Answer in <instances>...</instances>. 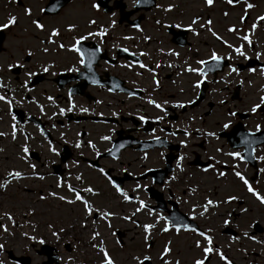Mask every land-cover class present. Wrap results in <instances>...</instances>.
Returning <instances> with one entry per match:
<instances>
[{
  "label": "flooded vegetation",
  "instance_id": "af4514ba",
  "mask_svg": "<svg viewBox=\"0 0 264 264\" xmlns=\"http://www.w3.org/2000/svg\"><path fill=\"white\" fill-rule=\"evenodd\" d=\"M47 1L33 0L38 4L34 12L23 0H16L22 9L17 14H24V9L29 8L31 15L11 14L16 18L15 25L0 29V84L4 85L0 87V96H5L11 104L9 111V103L0 101V133H4L0 138L12 142L7 147L13 152L17 150L19 165H28L31 170L30 165H35L33 196L68 205L66 200L74 199L73 193L68 194L69 186L77 191L91 187L83 186L86 181L83 184L82 179H76L84 177V171H80L82 176L77 172L71 174L74 171L69 169L71 165H80L94 171L123 200L109 183L111 175L123 176L121 190L129 197L124 199L129 217L126 221L136 216L132 223L142 227L152 224L150 234L160 236L163 232L157 228L168 223V209L174 206L180 214L175 220L191 226L179 228V233L191 240L200 232L211 237L214 251L209 253L207 263L213 258L225 264L218 250L230 264H264V204L235 175L236 171L240 172L254 191L264 197V142H257L256 137L257 132L264 131V106L255 113L251 108L239 106L245 93L252 92L259 98L264 92H259V87L247 89V78L240 76L244 70L239 68L243 56L232 59L225 54L226 49H222L224 56L218 55L227 60L225 65L219 62V67L224 66L213 73L207 71L212 66L197 64L198 60L208 61L209 55L204 58L191 55V68L206 70L203 80L197 73L185 71L181 54L201 48L203 41L196 44L193 36L198 37L201 32L195 29L197 34H193L188 30L191 23L183 25L181 21L199 0H188L189 6L182 0H153L150 10L137 12H134L135 0H69L57 12L44 14L41 9ZM93 4L97 7L93 8ZM200 4V12L209 8L204 0ZM59 16L63 19L59 20ZM195 17L198 16L193 15L191 21ZM33 19L42 23L44 30L36 29L31 23ZM135 19H139L138 27L132 24ZM6 21L7 18L1 25ZM58 21L62 23L48 25ZM69 25L73 26L71 31ZM32 26L43 36L32 34ZM146 27H149L147 31ZM53 28L59 32L52 37L55 43L42 44ZM150 29L160 34L165 32L167 37L159 39ZM101 30L104 36L88 35ZM81 36L86 39L76 47L84 54L83 65L79 62L80 55L70 50ZM61 44L63 48L59 47ZM163 44L169 48L164 49ZM45 47L46 53L42 51ZM97 48L99 52L95 51ZM28 52L32 53L31 57L26 55ZM21 63L24 67H19ZM9 64L17 66L9 69ZM140 64L146 67L141 68ZM229 65L237 69L235 74L229 73ZM45 66H50L48 72L42 71ZM27 71L36 74L28 76ZM183 75L192 79H181ZM181 80L189 85L187 89L180 86ZM198 80H201L200 88L194 87ZM216 97L219 102L213 100ZM149 100L154 103L149 104ZM155 104H160L163 111ZM60 109L65 110L62 115ZM230 112L235 115H229ZM225 123L229 124L227 129L223 127ZM185 131L188 136L184 135ZM209 132L215 135L208 136ZM105 136L109 139H101ZM117 139L124 145L118 157L104 156L94 162L96 153L106 152ZM77 141L79 148L75 146ZM89 142L95 145V150L88 146ZM50 144L55 152L49 151ZM23 147L29 149L27 156L21 151ZM231 152H240L242 158L228 155ZM62 159H66L64 164H60ZM220 172L225 175L220 176ZM69 177H74L77 185L71 184ZM47 179V187H41ZM137 184L141 187L137 188ZM49 192L55 195L48 197ZM152 192L155 200L150 197ZM59 196H64L65 201L59 200ZM229 196L236 199L225 203ZM208 200L215 206L207 205L205 211ZM137 201L146 205L139 212ZM51 218L58 226L68 219L63 208L54 211ZM225 220L229 221L227 225ZM52 233L50 236L60 241L57 237H63L66 232ZM153 238L149 237L148 243L152 244Z\"/></svg>",
  "mask_w": 264,
  "mask_h": 264
},
{
  "label": "rangeland",
  "instance_id": "374dc122",
  "mask_svg": "<svg viewBox=\"0 0 264 264\" xmlns=\"http://www.w3.org/2000/svg\"><path fill=\"white\" fill-rule=\"evenodd\" d=\"M25 5H30L32 11L35 12L36 5L33 0H23ZM130 2V0H127ZM181 1V0H180ZM187 6H189L188 0H182ZM225 2V1H224ZM220 0H214L211 6L206 5L209 8H204V12H200L201 4L195 6L193 11H189L181 22L183 25L191 23V17L197 15L199 20L196 25H192L197 32H201L198 37L193 36L195 43L203 41L201 48H193L186 54H181V60L184 62L185 67L189 68L193 66L190 62L193 57L204 58L210 56L212 52L216 54L222 53V49H225L222 45H228L232 43L234 47H241L246 56H256L260 53L259 59L264 62V22L256 20L257 16H260L264 10V0H247V3H254V7L246 9L245 0L239 4L237 8L227 7L226 4ZM16 3L9 0H0V25L11 14H17L18 11H22ZM38 9V7H37ZM262 10V11H261ZM158 11V10H157ZM67 10L65 14H67ZM261 12V13H260ZM227 13V15H225ZM248 14L245 21L241 22L240 17ZM19 17H25L22 12ZM68 16V15H63ZM63 17L59 16V20ZM206 20H210V25H205L201 28L199 25ZM54 21V20H53ZM46 22V20H44ZM49 22V20H47ZM62 22H51L48 25L61 24ZM253 23L257 24L256 28H252ZM215 32L220 40H217L208 28ZM234 27L237 31L233 32L234 36L229 35L227 28ZM149 27H146L147 31ZM150 33L153 36L164 39L167 37L165 32L158 33L156 29H150ZM35 33L38 37H42L43 33L35 30L32 26V34ZM248 35L251 40V44L243 40L242 37ZM168 40V39H167ZM38 41L35 44L38 45ZM164 49L169 46L163 44ZM222 48V49H221ZM234 51L228 52L232 54ZM234 57V54H232ZM172 57V56H171ZM173 58V57H172ZM264 67V66H263ZM182 68V67H181ZM180 68V69H181ZM183 68V69H184ZM262 68V67H261ZM260 68V69H261ZM182 69V70H183ZM260 69L254 68L255 73L243 72L240 76H245L247 79L246 87L249 91L253 88L259 87V92H264V76L260 75ZM187 75V74H186ZM228 75V74H227ZM181 79H192L189 76L183 75ZM252 81V82H250ZM184 89H187L189 85L181 80V84ZM211 90L209 91L210 94ZM219 97L213 99L217 102ZM256 103H259L257 94H244L243 100L240 102V107L245 109L252 108ZM5 145V149L3 148ZM7 145H12L10 140L0 138V150L3 148V153L0 152V184H4L3 188H0V220L4 223L3 227H0V245L2 250L12 249L14 253H26L32 258L31 264H39L43 257H40L35 248H38L40 241L43 240L46 243H50L58 247L60 252V264H101L102 254L99 252V247L103 246L109 253L110 257L114 260L115 264H139V261L144 256H149L154 264H162L161 253L165 245H168L170 252L164 257L169 264H194L196 259H203V248L205 247L204 239L196 238L191 240L186 235H173L165 234L162 236H156L151 233V229L147 234L148 237H154V242L150 248L144 239L145 233L142 226L135 225L131 220L126 221L124 217L128 216L127 208L122 203L111 188L105 184V181L99 179L98 175L78 165H71L70 170H74L71 174H81L80 171H84V177L82 176V182L86 181L83 185H91V188L97 189V195H86L85 199H88L92 204H96L94 210L97 212L107 211L111 213L108 220L97 219L94 220L92 215L85 216L83 205L80 202L74 204H59L57 200L46 198V200H37V195L33 196L32 187L34 182L30 174L32 170L28 165H19L20 159L17 154V150L13 152ZM45 155L48 157V151H45ZM24 172L21 178L12 179L8 176L9 172L16 171ZM70 183L77 185L74 177H69ZM14 183H10V181ZM48 179L41 183V187L45 186ZM52 182V181H51ZM79 185H82L78 183ZM99 189V190H98ZM48 189H45L44 193L47 194ZM52 193V192H49ZM35 197V201L33 199ZM49 197V194H48ZM72 199L69 197V200ZM80 204L79 206L77 205ZM82 207V208H81ZM64 209L67 220L58 226L53 224L52 214L56 210ZM59 213V212H58ZM57 213V214H58ZM11 217L9 219L8 217ZM55 219V218H54ZM83 225V226H82ZM110 225V226H109ZM6 229V230H5ZM122 229L125 231L123 243L120 244L116 236L113 234L114 230ZM52 230H56L59 233L66 232L65 235L58 236V239L51 237ZM62 230V231H61ZM98 232L99 236L95 240L92 239L94 233ZM4 239H1L3 238ZM31 238V239H30ZM199 241L201 247L196 246V242ZM68 243L69 247H65L63 244ZM97 247H93V245ZM0 264H15L11 262L6 255L0 256ZM206 264H221L218 259H213Z\"/></svg>",
  "mask_w": 264,
  "mask_h": 264
},
{
  "label": "snow or ice",
  "instance_id": "6c2138e0",
  "mask_svg": "<svg viewBox=\"0 0 264 264\" xmlns=\"http://www.w3.org/2000/svg\"><path fill=\"white\" fill-rule=\"evenodd\" d=\"M213 2H214V0H204V3H205L206 5H208V6H211V5L213 4ZM226 2H227L229 5H234L235 3H239L240 0H226ZM92 7H93V8H96L97 5H96V4H93ZM245 7H246V9H251V8L254 7V5L251 4V3H247V0H245ZM170 8H171V6H170L168 9H165V11H169ZM41 11H43V9H41ZM24 14H25L26 16H30V15H31V10H30L29 8H25V9H24ZM225 15H227V13H225ZM245 19H246V16H241V17H240L241 22L245 21ZM198 20H199V17H195V18H193L192 21H191V24L188 26V30H189V31H192L193 34H197V33L195 32V29L192 27V25H196L197 22H198ZM256 20L264 22V15L257 16V17H256ZM15 23H16V18L10 16V17L7 18L6 23L0 25V29H7V28H10L11 26H14ZM31 23L35 26L36 29L41 30V31L44 30V27H45V26H44L42 23H40L37 19H33V20L31 21ZM89 23H95V21H89ZM206 24H207V25H210V24H211V21H210V20H206L204 23L200 24L199 26H200L201 28H204ZM137 27H138V26H137ZM178 27H179V25H178ZM251 27L254 29V28L257 27V24H256V23H253V24L251 25ZM72 28H73L72 25H69V26H68V30H69V31H71ZM208 31L211 32L212 35H213L217 40H220V39H221V37H219L215 32H212V29H211L210 27L208 28ZM235 31H237V29H235L234 27H229V28H228V32H235ZM58 35H59L58 30L55 29V28H53V29L51 30L50 34H49V37H48L47 41H43V40H42L41 43H42V44L45 43V42L50 43V44L55 43V41L52 39V37H56V36H58ZM88 35H89V36H96V35H98V36H104V35H105V32H104L103 30H101V31H98V32H95V33L90 32ZM84 39H86V37H83V36L79 37V38L76 40V44H74V45L72 46V48L70 49L71 51L77 52V53L80 55V60H79V62H80V64H82V65L85 64V62H86V61H85V57H84L83 52H82L78 47H76V45H78V44L80 43V41H81V40H84ZM125 39H128V37H125ZM145 39H148V38L145 37ZM242 39L245 40V41H247L249 44H251V40L249 39V36H248V35H244V36L242 37ZM227 46H228L229 48H233V46H232L231 44H228ZM59 47L63 48V45L61 44V45H59ZM42 51L46 53V52H48V48L45 47V48L42 49ZM95 51H96V52H99L100 49L97 48ZM125 51H127V50L125 49ZM233 51H234L236 54H238V55H240V56H243L244 59H248V57H247V56L244 54V52L242 51L241 47H234V48H233ZM141 54L143 55V53H141ZM172 54H173V55H176V53H174V52H173ZM26 55H27L28 57H31L32 53H31V52H28V53H26ZM92 55H94V53H92ZM256 55H257V58H259L261 54H260V53H257ZM209 60H211L212 62H214V63H213V68H215V67L219 64V62H220V57H219L215 52H212L211 55H210V57H209ZM87 63H88L89 65L91 64V58H90V57H89ZM197 64H198V65H205V64H207V61H205V60H198V61H197ZM16 66H17V65L9 64V65H8V68H9V69H12V68H14V67H16ZM19 67H24L23 63L19 64ZM49 67H50V66H45V67H43L42 71H44V72H48V71H49ZM139 67H141V68H145L146 65H144V64H140ZM157 67H159V65H157ZM71 70H72V69H70V71H71ZM149 70H150V69H149ZM185 71H189V72L197 73V74L199 75V77L201 78V80H203V79L205 78V75H206V70L203 69V68L197 69V68H191V67H189V68H186ZM207 71H212V69H211V68H210V69H207ZM252 71H254V69H251V68H250V69H249V72H252ZM235 72H237V69L234 68V67H232L231 65H229V73H235ZM35 74H36V73H34V72L27 71V75H28V76H33V75H35ZM226 75H227V74H226ZM260 75L264 76V67H262V68L260 69ZM201 80H198V81L196 82V84L194 85V87H196V88H200V86H201ZM95 82H96V81L93 80V83H95ZM0 87H4V85L0 84ZM49 99H51V97H49ZM0 101H4L5 103H9V111H11V104H10V102L7 100V98H6L5 96H0ZM148 103H149V104H153L154 102H153L152 100H149ZM189 103H192V101H189ZM220 103L223 104L224 101H221ZM177 106H178V107H181V108L184 107L183 104H178ZM261 106H264V96L259 97V103H256V104H254V105L252 106V108H251V112L255 113V112L257 111V109L261 108ZM155 107H156V108H159V109H161V111H163V108L161 107L160 104H155ZM68 110L71 111L72 109L69 108ZM64 111H65L64 109H60V114L62 115V114L64 113ZM81 111H82V112H86L87 109H81ZM53 115H55V113H54ZM113 115H115V113H113ZM229 115H235V113H231V112H230ZM13 119H15V117H13ZM143 119H144V118L141 117V120H143ZM223 127H224L225 129H227V128L229 127V124H228V123H225V124L223 125ZM259 130H260V126L257 125V131H259ZM14 133H15V129H13V138H15V134H14ZM2 135H4V133H0V136H2ZM184 135H185V136H188L189 133H188L187 131H185V132H184ZM207 135H208V136H214L215 133L209 132V133H207ZM101 139H103V140H107V139H109V137L105 136V137H101ZM182 143H183V142H182ZM75 146H76L77 148H79V147L81 146V145H80V142L77 141ZM88 146H89L90 148H92L93 150H95V145L92 144L91 142H89ZM218 150H219V149H218ZM21 151L24 153L25 156H27L29 149H28L27 147H23V148L21 149ZM49 151H51V152H55V149L51 146V144L49 145ZM96 155L98 156V155H100V153L97 152ZM228 155H230V156H232V157H234V158H237V159H241V158H242L240 152H231V153H228ZM262 159H264V158H262ZM30 167L34 169V168H35V165H30ZM177 167H179V164H177ZM210 167H211V165H210ZM100 171H101V173L103 174V169H100ZM205 171H207V169H205ZM34 174H35V173H34ZM219 175H220V176H224L225 173H224V172H220ZM235 175H236L237 177H239V179H240L241 181H243V183H244L245 186L247 187V191H248L249 193H251V194L256 198V200H258L261 204H264V197H262L261 195H259L256 191H254V189L249 185L248 180L245 179V177H244L243 175H241V173L238 172V171L235 172ZM8 176H10V177H15V178H18V179H19V178H21L22 174H21L20 172H18V171H14V172H9V173H8ZM38 178H39V179H43L44 177H43V176H39ZM76 179H77V180H81V177H80V176H77ZM109 183H112L111 179H109ZM112 186L115 188V190H116L118 193H120V194L124 197L125 200H129V197H128L127 195H125V194L122 192V190H121L120 187H118V186L115 185L114 183L112 184ZM3 187H4V184H0V188H3ZM57 187H60L59 182L57 183ZM136 187H137V188H140L141 185L137 184ZM68 191L74 194V199L66 200V203H68V204L71 205V204H73V203H75V202H80V203L83 205V210H84V214H85V216H90V215H93V214H94L95 210L93 209L92 205H91L87 200H85L84 197H83L82 194H81V193L83 192V193H90V194H92V195H97V193L94 192L93 188H91V187H85V188H83L82 190L77 191V190L74 189L73 187L69 186V187H68ZM49 195L54 196L55 193H49ZM57 198H58L59 200H61V201H65V197H64V196H59V197H57ZM40 199H44V197L42 196V197H40ZM234 199H236V197L229 196L228 199H227V201H225V203H227L228 201L234 200ZM137 203L139 204V207L136 209L137 212H139L141 209H143V208L146 207V205L144 204L143 201H137ZM207 205L215 206L212 200H208V201L206 202L205 211H207ZM241 211H246V210H245V209H241ZM201 215H203V212L201 213ZM110 216H111V213H109V212H107V211L100 212V218H101L102 220H108V218H109ZM8 218L11 219L10 216H9ZM124 219L127 220V219H129V217L126 216V217H124ZM228 223H229L228 220H225V221H224V224L227 225ZM82 226H83V225H82ZM109 226H110V225H109ZM0 227H3V226L0 225ZM152 227H154L152 224H145V225H143V231H144V233L146 234L145 237H144L145 241L148 240L149 237H148L147 234L149 233V230H150ZM5 230H6V229H5ZM161 230H162V231H165V232L168 231V225H167V223L165 224L164 228L161 229ZM177 230H179V226H177ZM61 231H62V230H61ZM193 231H195V229H193ZM198 234H199L200 236L203 237V239H204V241L206 242L207 246H205V247L203 248V253H204V257H205V259H196V260L194 261V264H206V259L208 258L209 253H211V252L214 251V249H213V247H212V239H211L210 236H208L207 234H205V233H203V232H200V233H198ZM52 235H53V236H57V233H56V232H53ZM245 235L247 236L248 233H245ZM97 236H99V233H98V232H96V233L93 234L92 239L95 240ZM30 239H31V238H30ZM40 243L43 244L44 241L41 240ZM196 246H197V247H201L199 241L196 242ZM93 247H97V245L94 244ZM0 248H2V245H0ZM99 252L102 254L101 264H115L114 260L110 257L109 253L106 251V249H105L103 246H100V247H99ZM169 252H170V248L168 247V245H165L164 248H163V251H162V253H161V261H162V264H169V262H168L166 259H164V257H165ZM216 252H217L218 255H220V259L225 261V264H230V262L227 261L226 258H225L222 254H220L218 250H216ZM144 261H150V257H149V256H144V257H143V261H139V264H144Z\"/></svg>",
  "mask_w": 264,
  "mask_h": 264
},
{
  "label": "water",
  "instance_id": "95a60500",
  "mask_svg": "<svg viewBox=\"0 0 264 264\" xmlns=\"http://www.w3.org/2000/svg\"><path fill=\"white\" fill-rule=\"evenodd\" d=\"M54 0H51L50 3H52ZM142 1V0H139ZM49 7V6H48ZM47 7V9H48ZM47 12H54V11H47ZM42 254L46 255L48 258L47 260L43 261L41 264H52V262H57V256L56 255H52L51 249L48 248L47 250H44L46 248V246H42ZM13 260H17L22 262V264H29V259L27 257H14V256H10ZM144 264H150V261H144Z\"/></svg>",
  "mask_w": 264,
  "mask_h": 264
}]
</instances>
